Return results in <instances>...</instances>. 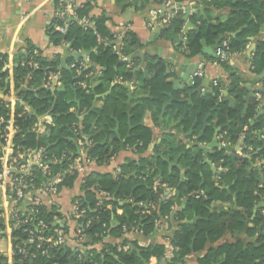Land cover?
<instances>
[{"label": "crops", "instance_id": "crops-1", "mask_svg": "<svg viewBox=\"0 0 264 264\" xmlns=\"http://www.w3.org/2000/svg\"><path fill=\"white\" fill-rule=\"evenodd\" d=\"M242 1L248 4H257L263 0H229L230 5L221 9L208 8L209 13L202 5L193 1L178 3L176 0H88L92 7L91 17L104 14L108 18L106 27L113 35L112 38L115 37L117 43L113 47V51L118 55V62L125 63L126 69L132 73L131 80H123L121 76L116 74L106 88L97 89L101 84L98 77L104 68L93 63L91 59L95 49L75 48L72 42L62 41L56 46L50 42L49 26L55 13L53 0H0V53L8 57L1 73L8 71L9 74L4 86L0 88V93L17 95L12 80L13 68L18 64L16 57L21 61V57H27L30 51H33V55H40L46 60H51L57 55L60 59L58 69L61 71L71 72L75 70V74L78 76L81 74V67L92 68L84 76V80L76 83L75 87L83 89L81 83L86 86L87 91L83 90L87 95L93 97L90 111H97L94 118L87 121L92 124L90 131L83 132L79 122L88 113H85V107L80 106L75 91L68 94L67 100L71 104L68 113L78 119V122L70 128L71 131H75L78 126V133L76 134L78 137L76 138L74 135L72 138L67 137V140L77 139L84 142L86 140L90 145L87 146L85 143H83L84 147L76 145L71 157L77 159L76 165L81 164L82 170L74 171L69 175L67 177L68 180H71L69 183L64 184L62 181L54 197L44 191L33 190L31 196L25 201L13 203L9 188L0 187V252L8 253L12 245L18 241L14 229L17 220L26 218L30 213H35L38 210L52 214L51 230L56 234L62 232L61 229L67 224L69 231L64 242L66 241L67 245L75 246V237L79 233L76 228L80 226L77 223L79 218L71 215L74 205L81 201L86 202L89 193L97 200L109 198V194L98 190L97 185L96 187H88V179L93 174L101 176L109 174L113 180H116L123 172L135 177L142 183L151 177L152 191L154 193L161 191L158 198L159 202L173 198L174 205L171 207V214L158 217L155 220L154 230L149 233L145 234L142 226L141 228L124 229L120 238H113L109 234L105 235L102 241L97 244L98 248H101L102 244H114L117 245L118 251L127 252L131 249L136 250L139 254L138 248L145 249L150 246L161 245L164 248L161 258L152 257L148 264H223L225 261L224 254L212 257L210 262V258L205 260L210 250L220 249L225 244L234 245L238 242L242 244L243 250L248 245L264 246V220L261 217V212L264 209H257L260 203L264 202V158L255 159L249 167V172L255 171L257 173L259 184L258 191H255L254 194L256 200L253 201L249 210H245L238 205L237 198L241 192L246 190L238 187H234L232 190L234 182L231 181L229 184L226 179H222L228 168L224 167V161L219 160L217 155L222 153L229 157V153L210 149V153L205 154L199 149L200 146L208 145L213 140L215 132L213 127L215 126L219 131V145H225L233 151L234 158L229 157L232 163L236 157L251 160L252 154L250 155V153L254 152L251 146L246 147L247 128L245 127L244 132L232 142L227 137V130L235 123V120L226 116L225 122L217 124L215 119H212V112L209 111L203 118L204 120L209 114L203 136L199 141H196L201 134L203 120L198 130L194 127L196 122L190 127H185L179 109L184 105L193 107L197 99L212 91L213 87H218L219 93H221L218 101H223V92L226 91L229 81L228 70L216 62L215 51L213 50L214 46L217 47L223 41L228 42L229 39H222L217 42L202 38L199 41V53L190 56L188 34L190 31L196 34L201 31V23L194 19V15L200 17L204 21L205 29H208L210 25L225 21L228 14L234 11ZM85 2L86 0H72V4L76 7ZM192 5L199 6L203 13L199 10H191L186 18L185 10ZM178 13L182 15L180 32L170 31L164 38H159L158 35L161 32L157 30L167 28L165 30L167 31L170 20ZM260 14L262 22L258 32L247 34L245 48L239 52L231 53L226 64L233 73L245 82V87L249 91L248 95H251V98L255 97L260 102L255 118L264 117V86L260 82L264 78V70L260 76L256 77L252 66L253 53L257 43L264 40V32H261L264 12L262 11ZM66 17L65 31L69 24L77 20L76 14L71 11H68ZM255 21V15L251 14L244 24L246 28L241 32L246 30L251 22ZM241 27L232 31L228 36L236 39L241 34V32L237 33ZM128 30L137 34L142 47L131 55L124 56L120 54L121 40L119 38H121L122 32ZM235 33L237 34L234 35ZM172 34L176 37L183 34V40L172 41L170 39ZM106 41V39L97 36V43L101 44ZM31 48L33 50H29ZM148 64L151 67L146 69ZM186 80L190 83L188 84ZM152 81L153 92L147 86L148 84L146 85ZM173 81H178V84L174 85ZM164 84L166 87L162 91L161 86ZM26 85L27 82L25 81L20 89L27 90L24 88ZM115 85L121 86L123 95H125V99L120 100L117 109H113L112 102L109 100L106 106V100L112 95V87ZM58 90L63 91L64 87H60ZM256 94H259V97H256ZM119 95H116L115 98ZM158 96L164 97L161 105L157 104ZM232 98L234 99V97ZM245 105L247 106L248 102ZM105 108L111 121L110 125H107L108 135L99 141L95 140L94 143L92 135H98L103 129V126L101 128L95 126L96 116H99V113ZM25 112H30L29 107ZM240 117L242 118V112ZM226 123L229 124L228 127H225ZM48 127L40 128L36 122L33 132L42 136L47 133ZM208 127L211 131L206 140L204 136ZM263 130L264 128L260 131ZM143 131L147 133H145L144 138H141V135L144 134ZM260 131L255 135L262 140L264 135L259 136ZM248 136L251 137V135ZM96 144L109 149L107 155L100 161L89 155L90 150ZM244 149L246 152H243ZM82 155H87V162L80 159ZM190 160L195 161L203 170L200 173L199 190L204 185L209 184L225 197L224 200L211 201L207 206L206 216L201 215L196 210L187 211L184 217L180 215L186 209L187 198L198 197L199 195L192 193L186 198L179 197L181 194L179 186L186 180L185 174ZM176 172L179 177L176 185L165 181ZM200 193L203 195L202 192ZM131 201V199L120 200L119 205L122 206ZM138 206L150 210L155 209L153 201L140 202ZM234 211H239L244 217V225L241 230L233 233L226 230L217 240L206 241L197 250H193L197 230L204 227V223L208 221L207 215H230ZM146 213L149 214L148 211ZM116 214L122 215L123 210L121 208L116 209ZM258 221L260 223L256 224ZM182 225L196 227L197 230L190 239L189 248L191 252L183 258L182 262H178L175 259L178 252V248L175 247V234ZM253 229L254 233L249 234L248 231L252 232ZM124 242H127L128 245H123ZM80 251L84 252L85 248L80 247Z\"/></svg>", "mask_w": 264, "mask_h": 264}, {"label": "trees", "instance_id": "trees-1", "mask_svg": "<svg viewBox=\"0 0 264 264\" xmlns=\"http://www.w3.org/2000/svg\"><path fill=\"white\" fill-rule=\"evenodd\" d=\"M193 1L197 4L202 5L205 10L209 13L208 8L221 9L225 6L230 5L229 0H176L178 3H187ZM57 8L58 5H55ZM92 7L90 2L86 0L81 6L76 7L75 13L77 20L68 25L64 34H61L55 30L56 26H65L67 17L52 19L51 25L49 26L50 42L53 45H59L63 42H72L75 48L95 49L91 55L93 63L104 68L101 71L98 80L100 86L97 88H106L114 75L121 76L123 80H131L132 73L129 69H126V64L118 62V55L114 53L113 47L117 45L115 37L112 38V34L106 27L108 18L102 15L91 17ZM264 12V0L261 3L248 4L241 2L239 6L227 16V19L223 22L210 25L208 29L204 27V21L194 15V19L200 21L201 31L196 34L190 31L189 36V54L195 56L199 53V41L202 38L213 41H221L222 39H229V51L230 53L239 52L246 46V35L249 33H257L259 25L262 22V16L260 12ZM255 15L256 21L251 22L247 29L241 32L236 38H230L228 35L243 26L249 17ZM181 13H178L168 24V30L161 32L158 37L164 38L170 31L179 33L182 28ZM197 16V17H196ZM82 17H86L94 23L95 29L84 28L78 23V20ZM97 36H100L107 41L105 43H97ZM121 46L120 54L126 56L131 55L135 51H138L142 46L137 34L133 31H124L121 33ZM29 50H33L32 48ZM7 56L0 53V88L4 86V82L8 78V71L1 73L2 68L7 63ZM18 62L17 66L13 68L12 80L14 83L15 93L20 91L24 82H27V91L21 92L18 96L30 109V112H25L24 106L18 101L8 102L9 107H6L5 102L6 94L4 98H0V145L5 147V143L1 139V136L5 132V127L10 124L15 129L12 135V146L11 149L14 154L24 153L28 150L41 151L43 162L48 165L50 173L54 174L61 172L66 169L70 159L71 153L76 147V140H67V137H74L78 133V126L75 131H71V126L78 122V119L68 113L69 106L71 105L67 96L69 93L75 91L77 99L80 101V106L86 108L88 113L82 118L79 124L82 127L83 132H89L92 124L87 121L94 118L96 112L90 111L92 105V95H87L81 88L75 87L76 83L84 80V76L91 71V67H81V74L76 75L75 70L61 71L58 69L60 59L56 55L51 60H46L40 55H33V51H30L27 57L22 58L21 61L16 57ZM19 60V61H18ZM30 62L37 63V69L29 66ZM22 64V65H21ZM227 62L220 63L228 70L229 81L226 87L227 93L234 97V106L230 108L224 101L219 102V89L213 87L212 91L207 92L203 97L197 99L193 107L182 106L179 107L180 113L183 116V123L186 126H191L194 122L195 129L200 128L201 122L204 116L211 111L212 119H215L217 124L225 122L226 116L230 119H234L233 123L227 130V137L232 142L237 140L238 136L244 132V128H247L245 135L246 147L251 146L253 152L250 153L251 160L248 158L236 157L234 162L229 159L228 156H224L222 153L218 154L219 160L224 161V167L228 168L222 179H226L229 184L231 181L234 182L232 190L235 188L245 189L246 191L241 192L238 195L237 203L240 207L245 210H249L254 200H256L255 191H258V179L255 171L249 172V167L253 164L255 159L264 158V137L262 140L255 135L258 131L264 128V117H256V112L260 102L255 97L249 99L247 110L244 116L241 118V112L245 105V98L249 94L248 88L245 87V82L233 73L228 66ZM253 72L256 77L260 76L264 70V40L259 41L256 46V50L253 53L252 60ZM50 73H58L60 77L61 87H64L63 91H51L43 86L47 76ZM197 81V80H196ZM195 81V82H196ZM264 86V78L260 80ZM197 83V82H196ZM148 84V85H147ZM153 92L154 86L153 81L146 83ZM145 85V86H146ZM166 84L161 86L163 91ZM123 88L119 85L112 87V95L106 100L111 101L113 109H117L120 100H124ZM9 91V89H7ZM121 93V95H119ZM116 95H119L115 98ZM115 99V100H114ZM164 97L158 96L157 104L161 105ZM122 107V106H121ZM49 112L53 117V125L48 127V131L45 135L38 136L33 132L34 125L37 119L42 114ZM109 116L104 111L96 116V127L101 128L102 132L98 135H92L94 143L99 141L102 137L108 135V126L110 125ZM253 122V124H252ZM108 125V126H107ZM210 127L206 130L204 139H208L210 135ZM141 138L145 137L146 131ZM248 135H251L249 137ZM78 135H76V138ZM96 140V141H95ZM109 149L105 146L96 144L90 150L89 155L102 160L107 155ZM246 152V149L243 150ZM254 154V155H253ZM64 155L62 160L60 157ZM54 158L59 161L55 164L50 163ZM202 167L199 166L195 161L188 162V170L186 171V180L180 184L179 190L181 192L179 197H185L192 194H199L198 197H188L186 209L181 212L180 215L184 217L187 211L196 210L201 215L207 214L206 209L211 201L224 200V195L216 190L211 185H204L201 190L198 186L200 183V173H202ZM32 182L31 186L35 189L38 188L44 182V176L41 170L37 166H33L31 169ZM151 177H148L145 182H139L135 177L130 176L128 173H122L116 180H113L110 175L101 176L99 174L92 175L87 182L88 187L97 185L98 190L105 191L109 194V198L97 200L91 193L88 194L86 202H79L81 208L84 210V214L77 220L79 233L75 237V246L67 245L66 241L57 246L50 247L49 244L43 243L40 248H36V244L26 245L28 253L34 255L28 262L30 264H148L150 258L155 257L160 259L163 255L164 248L161 245L150 246L145 249L136 250L129 249L127 252H121L117 250V245L114 244H102L101 248L97 247L103 237L107 234L113 238H120L124 229L132 228H144V233L147 234L154 230V222L158 217L171 214V207L174 205V199L168 198L163 202H159L158 193H154L151 188ZM179 177L178 173H174L170 179H165L166 182L176 185ZM67 177L63 180L64 184L69 183ZM202 192L203 195L200 193ZM93 197V198H92ZM131 199L130 203H125L122 206L119 205L120 200ZM153 201L155 209L150 210L139 207L140 202ZM38 208V207H35ZM121 208L123 210L122 215L116 214V209ZM150 210V211H149ZM149 212L147 214L146 212ZM51 216L52 214L45 213L42 210H38L36 214L30 213L27 217L32 220L28 228L34 232H38L36 219H41L46 225V229L43 230L40 235L44 238L56 237L51 227ZM208 221L205 222L204 227L196 229V227L189 225L180 226L179 230L175 234V247L178 248L176 260L182 262L183 258L188 255L191 250L189 248L190 239L193 233L197 230V238L193 244V250H197L199 246L203 245L204 242H213L217 240L226 230L230 232H236L243 228L244 217L239 211H234L230 215L226 214H213L207 215ZM260 221L256 222L259 224ZM25 227H19L15 230V237L21 241L26 239L22 230ZM64 237L68 236L69 226L66 224L61 229ZM249 234L254 233V229L248 231ZM18 241L17 243H19ZM128 245L127 242L122 243ZM80 247L85 248V251H80ZM44 252V253H43ZM219 254L225 255V261L223 264H264V246L263 245H248L245 250L242 248L240 242L230 245L225 244L220 249L210 250L209 255L205 260H212ZM16 259V258H15ZM29 261V260H28ZM17 263V262H16ZM13 263V264H16Z\"/></svg>", "mask_w": 264, "mask_h": 264}, {"label": "built area", "instance_id": "built-area-1", "mask_svg": "<svg viewBox=\"0 0 264 264\" xmlns=\"http://www.w3.org/2000/svg\"><path fill=\"white\" fill-rule=\"evenodd\" d=\"M55 13L54 18H62L65 17L68 11H71L73 14L76 6L72 4V0H53ZM55 5H58L56 8ZM78 23L82 25L84 28H92L94 29V23L91 22L86 17H82L78 20ZM55 30L64 34L65 30L63 26H56ZM121 40V38H119ZM215 60L218 63H224L228 61L229 55L231 54L229 51V44L226 41L221 42L215 49ZM29 66L34 69H37L38 65L35 62H30ZM43 86L51 91H56L61 87L60 77L58 73H50L47 76V79ZM82 88L87 91L86 86L81 83ZM27 88V87H24ZM220 92V91H219ZM221 94V93H220ZM7 95V94H6ZM5 93H0V98H4ZM256 97H259V94H256ZM10 101H18L21 105L24 106V109L27 110L28 106L24 103L17 95L9 94L6 96L5 102L7 103L6 107H9L8 102ZM37 124L40 128H47L52 125V115L47 112L37 119ZM15 129L8 124L5 127V132L1 136V139L6 144L5 147L0 145V187L6 186L9 188V192L11 194V200L13 203H20L28 199L31 196V192L33 190L44 191L48 193L50 196L54 197L57 194L59 184L71 175L74 171L82 170L81 164L76 165L77 159L71 157L66 169L57 173H50V169L48 165L45 164L42 160V152L37 151L34 152L28 150L24 153H17L11 149L12 146V135L14 134ZM85 143L87 146L90 145L88 141L85 140H77L78 146H83ZM65 156L62 155L59 160H62ZM87 155H82L80 159L84 162H87ZM57 158H54L50 161V163L55 164L59 161ZM81 160V162H82ZM33 166H37L41 173L44 176V182L38 187L33 188L31 186L32 182V173L31 169ZM36 214V212L34 213ZM84 214V210L81 208L79 203L74 205L73 211L71 213L72 216L76 218L82 217ZM261 217L264 220V210L261 212ZM32 220L28 217L17 220V223L14 226V229H18L20 226L25 227L22 230V233L25 235L26 239L20 240L19 243L16 241L11 250L8 253L0 252V264H28L31 262L30 260L34 258V255L28 253L26 249V245L36 244V248H40L43 243L49 244L50 247H57L64 243V236L62 232H57L56 237L53 238H44L40 235V233L45 230L47 227L43 223L41 219H36L37 228H39L38 232H34L32 229L28 228L30 226ZM1 228V227H0ZM44 253V252H43ZM16 258V259H15ZM29 260V261H28ZM56 264V263H53Z\"/></svg>", "mask_w": 264, "mask_h": 264}, {"label": "water", "instance_id": "water-1", "mask_svg": "<svg viewBox=\"0 0 264 264\" xmlns=\"http://www.w3.org/2000/svg\"><path fill=\"white\" fill-rule=\"evenodd\" d=\"M191 10H199V11H201L202 13H203V11H202V9L199 7V6H197V5H192V6H190V7H187L186 8V10H185V17L187 18L188 16H189V13H190V11ZM244 28H246V26L244 25L243 27H241L239 30H238V32L237 33H239V32H241ZM167 28H162V29H158L157 31H159V32H162V31H165ZM261 32H264V23H263V25H262V27H261ZM237 33H235L234 35H236ZM183 34H181L179 37H176L174 34H172L171 35V37H170V39L172 40V41H174V42H176V41H182L183 40ZM215 49H216V46H214L213 47V50L215 51ZM138 56L139 57H141V55L140 54H138ZM149 67H151V65L150 64H148V65H146V69L147 68H149ZM189 76H191V74H189ZM187 81V83L189 84L190 83V81H188V80H186ZM173 84L174 85H176V84H178V81H173ZM127 89H128V87H127ZM25 91H27L26 89H20V91L17 93V95H19L21 92H25ZM251 98V95H248L247 97H246V99H245V101H246V103L248 102V100ZM223 101L224 102H227L228 104H229V106L230 107H233V103H234V99L232 98V97H230L229 95H228V93L225 91V92H223ZM246 108H247V106L245 105L244 106V109H243V111H242V117H243V115L245 114V111H246ZM209 118V114L205 117V119L203 120V123H202V129H201V134L197 137V139H196V141H199L201 138H202V136H203V133H204V131H205V128H206V121H207V119ZM229 126V124L228 123H226V125H225V127H228ZM214 128V130H215V132H214V137H213V140L208 144V145H205V146H200L199 147V149L203 152V153H210V149H218L219 151H225V153H229V157L231 158V159H233L234 158V154H233V151H232V149L231 148H228L227 146H225V145H222V146H220L219 144H220V140L218 139V129L217 128H215V126L213 127ZM222 128H224V127H222ZM221 128V129H222ZM258 135L259 136H261V135H264V130L263 131H260L259 133H258ZM211 154H212V152H211ZM258 208H263L264 209V202L263 203H260V205H259V207H257V209Z\"/></svg>", "mask_w": 264, "mask_h": 264}]
</instances>
